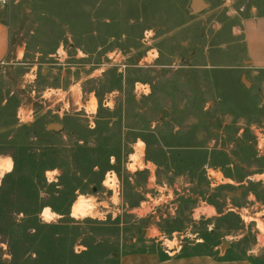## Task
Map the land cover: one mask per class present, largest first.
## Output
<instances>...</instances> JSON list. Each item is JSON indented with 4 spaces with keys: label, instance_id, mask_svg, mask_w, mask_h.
Instances as JSON below:
<instances>
[{
    "label": "rangeland",
    "instance_id": "rangeland-1",
    "mask_svg": "<svg viewBox=\"0 0 264 264\" xmlns=\"http://www.w3.org/2000/svg\"><path fill=\"white\" fill-rule=\"evenodd\" d=\"M204 1L0 4V264H264V69L244 40L264 0Z\"/></svg>",
    "mask_w": 264,
    "mask_h": 264
},
{
    "label": "crops",
    "instance_id": "crops-1",
    "mask_svg": "<svg viewBox=\"0 0 264 264\" xmlns=\"http://www.w3.org/2000/svg\"><path fill=\"white\" fill-rule=\"evenodd\" d=\"M9 27L0 21V65L7 62L10 51ZM244 40L247 48L248 58L253 67L264 69V17L258 18L244 29ZM21 124L15 119L12 127L16 128ZM48 127V126H47ZM46 127V128H47ZM8 162L6 163V165ZM11 165V162L9 163ZM6 165L4 167H6ZM11 168V167H10ZM10 171V169H9ZM118 264H252L245 258H224L197 253H178L173 255H160L153 251L129 250L123 251L117 256Z\"/></svg>",
    "mask_w": 264,
    "mask_h": 264
},
{
    "label": "clouds",
    "instance_id": "clouds-1",
    "mask_svg": "<svg viewBox=\"0 0 264 264\" xmlns=\"http://www.w3.org/2000/svg\"><path fill=\"white\" fill-rule=\"evenodd\" d=\"M147 35L151 36L152 33L148 32ZM155 55L156 54H155L154 51L149 54L150 58L154 57ZM89 110L91 111L92 109L90 108ZM262 142H264V140H262ZM141 146L142 145L138 143V147H141ZM113 202H115V198H113ZM92 204H93V202L91 200H89L87 203H85L83 198H81V200L73 208L72 215L73 216H76V215L84 216V215L90 214V210L89 209H90V206ZM42 216H43V220L45 222L53 220V216L49 214V210L47 208L44 209ZM101 218H103V217H101Z\"/></svg>",
    "mask_w": 264,
    "mask_h": 264
},
{
    "label": "water",
    "instance_id": "water-1",
    "mask_svg": "<svg viewBox=\"0 0 264 264\" xmlns=\"http://www.w3.org/2000/svg\"><path fill=\"white\" fill-rule=\"evenodd\" d=\"M208 8V4L204 1V0H190L189 3V9H190V15L194 16L197 15L201 12H203L204 10H206ZM242 83L244 86H247L248 83L242 78L241 79ZM49 128H53V129H57L60 128L59 124H50L48 127ZM223 245H226L225 243H223ZM112 257H116L115 254L112 255Z\"/></svg>",
    "mask_w": 264,
    "mask_h": 264
},
{
    "label": "trees",
    "instance_id": "trees-1",
    "mask_svg": "<svg viewBox=\"0 0 264 264\" xmlns=\"http://www.w3.org/2000/svg\"><path fill=\"white\" fill-rule=\"evenodd\" d=\"M13 171H15L14 169H13ZM11 172V174H9V175H12L14 172ZM27 174H31L32 175V172H31V170H29L28 172H26ZM41 179H39L38 181H40ZM32 184H33V181H32ZM15 258V257H14ZM3 264H5V263H3ZM6 264H13V262H11V263H6Z\"/></svg>",
    "mask_w": 264,
    "mask_h": 264
},
{
    "label": "built area",
    "instance_id": "built-area-1",
    "mask_svg": "<svg viewBox=\"0 0 264 264\" xmlns=\"http://www.w3.org/2000/svg\"><path fill=\"white\" fill-rule=\"evenodd\" d=\"M8 0H0V4L6 3ZM18 120L22 122V117H19Z\"/></svg>",
    "mask_w": 264,
    "mask_h": 264
},
{
    "label": "bare ground",
    "instance_id": "bare-ground-1",
    "mask_svg": "<svg viewBox=\"0 0 264 264\" xmlns=\"http://www.w3.org/2000/svg\"><path fill=\"white\" fill-rule=\"evenodd\" d=\"M9 169H10V167H9V164H8V169L5 172H9Z\"/></svg>",
    "mask_w": 264,
    "mask_h": 264
}]
</instances>
